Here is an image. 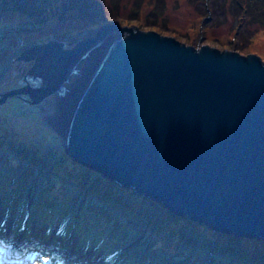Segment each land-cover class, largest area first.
<instances>
[{
	"label": "water",
	"instance_id": "obj_1",
	"mask_svg": "<svg viewBox=\"0 0 264 264\" xmlns=\"http://www.w3.org/2000/svg\"><path fill=\"white\" fill-rule=\"evenodd\" d=\"M36 42L29 82L73 159L214 231L264 237V59L137 24ZM26 229V227H25Z\"/></svg>",
	"mask_w": 264,
	"mask_h": 264
},
{
	"label": "rangeland",
	"instance_id": "obj_2",
	"mask_svg": "<svg viewBox=\"0 0 264 264\" xmlns=\"http://www.w3.org/2000/svg\"><path fill=\"white\" fill-rule=\"evenodd\" d=\"M28 1L21 6L0 0V92L28 80L42 83L29 73L34 59L17 58L31 44L66 39L70 46L108 22L264 59L263 0H119L107 5L105 18L80 14L60 0L45 13L42 0ZM27 97L0 103V264H264V237L206 231L73 159L60 126L47 123L42 101L32 104ZM74 174L80 182L70 180ZM95 185L102 195L121 197L112 203L115 211L129 202L117 213L120 224L104 220L110 206L89 193ZM24 212L26 223L34 222L26 230ZM157 212L173 219L159 224L165 233L154 227ZM186 235L190 240L175 247ZM125 249L126 257H119Z\"/></svg>",
	"mask_w": 264,
	"mask_h": 264
},
{
	"label": "trees",
	"instance_id": "obj_3",
	"mask_svg": "<svg viewBox=\"0 0 264 264\" xmlns=\"http://www.w3.org/2000/svg\"><path fill=\"white\" fill-rule=\"evenodd\" d=\"M12 1L14 2V3H21L22 5H25V4H27V3H31L32 4V1L30 2V1H28V0H6V4H9V3H12ZM118 1L119 0H60V2H62V3H64V5H66L67 6V8H75L77 11H79V13L80 14H83V15H88V16H90L91 18L93 17V16H95V15H98V16H102V18H105V17H110L109 16V13H108V11H106L105 9L107 8V5L108 4H113V5H116V4H118ZM264 1V0H263ZM52 2H54V0H42V5H43V9L45 10V13H48V10H49V8L51 7H53V4H52ZM21 4H19V5H21ZM21 5V6H22ZM29 5V4H28ZM71 5V6H70ZM20 6V7H21ZM29 6H31V5H29ZM82 6H85L86 8H85V10H83L82 9ZM21 9H23V8H21ZM107 12V13H106ZM79 13H78V15H79ZM3 148V147H2ZM69 179V178H68ZM70 180H72V181H76V182H80L79 180H81V179H79V177L78 176H76L75 174H74V176H73V179H70ZM83 184H85L86 186H88L87 185V183L85 182V183H83ZM97 187V185H95L94 187H89L90 189H89V193H91L92 195H94V196H100V197H102L104 200H106V202H107V206L109 205L110 206V208H108V212L106 213V217L104 218V220L106 221V222H111V219H113V220H115L118 224H120L121 223V219H120V217H119V214H117L118 213V211H122V212H124L127 208H129V207H126V206H128V204H129V202L128 203H126V205H124L125 206V208L126 209H122V210H117V211H115V209L112 207L113 205H112V203H118L117 201L118 200H120L121 199V197H119V196H117L116 194H107L106 195V193L104 194V195H102V193H101V191L99 192L98 191V189L96 188ZM107 189H105L104 191H106ZM107 192V191H106ZM116 195V196H115ZM141 197H142V195H140ZM146 198H148L147 200H153V201H156V199H152V198H150V197H145L144 196V199H146ZM116 200V201H115ZM144 201V200H143ZM158 201V200H157ZM120 202H125V201H120ZM142 202V201H141ZM111 203V204H110ZM121 204V203H120ZM123 204V203H122ZM134 204V203H133ZM164 205V204H163ZM165 206V205H164ZM140 212H136V214H139ZM157 215L155 216V219H154V227L155 228H158L159 229V232L160 233H162V232H167L166 230H165V228H161L162 226L161 225H159L161 222H163L164 220L166 221V218H170V219H168V222H172V217L169 215L168 217H165V216H163V215H161L162 213H156ZM116 217H118V219H116ZM181 217H183V216H181ZM115 218V219H114ZM200 224V223H199ZM202 225H204V224H202ZM204 226H206V225H204ZM205 228V230L207 231V230H209V231H211V232H217V231H214V230H212L211 228H207V226L206 227H204ZM142 229V228H141ZM102 230H105V228L104 227H102ZM169 232V231H168ZM207 234V233H206ZM205 233H204V235H206ZM226 234H231V233H226ZM207 236V235H206ZM229 236H233V235H229ZM156 237L158 238L159 236H157L156 235ZM186 240H190L189 238H188V236L186 235V237L183 239V241H181V242H179V243H177V241L175 242V247H180V245L181 244H183ZM228 249H231V247H229ZM128 252V249H125V251H123L122 253H121V256H123L124 257V255L126 254ZM146 252V251H145ZM131 254L133 253V251H131L130 252ZM130 254V255H131ZM168 260H169V258H167Z\"/></svg>",
	"mask_w": 264,
	"mask_h": 264
},
{
	"label": "flooded vegetation",
	"instance_id": "obj_4",
	"mask_svg": "<svg viewBox=\"0 0 264 264\" xmlns=\"http://www.w3.org/2000/svg\"><path fill=\"white\" fill-rule=\"evenodd\" d=\"M5 68H6V65H4V70H5ZM4 72V71H3ZM3 72H1L2 74H3ZM34 77H36V78H38L39 80H41L42 82H43V79L40 77V76H34ZM27 82H29V80L27 81ZM42 84V83H41ZM40 84V85H41ZM34 86H38V85H34ZM4 92V91H3ZM3 92H0V96H1V94L3 93ZM6 102V101H5ZM4 103V102H3Z\"/></svg>",
	"mask_w": 264,
	"mask_h": 264
},
{
	"label": "bare ground",
	"instance_id": "obj_5",
	"mask_svg": "<svg viewBox=\"0 0 264 264\" xmlns=\"http://www.w3.org/2000/svg\"><path fill=\"white\" fill-rule=\"evenodd\" d=\"M17 243H18V242H17ZM17 243H16V244H17ZM19 243H21V242H19ZM16 244H15V246H13L12 248L17 247Z\"/></svg>",
	"mask_w": 264,
	"mask_h": 264
}]
</instances>
